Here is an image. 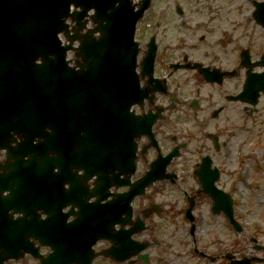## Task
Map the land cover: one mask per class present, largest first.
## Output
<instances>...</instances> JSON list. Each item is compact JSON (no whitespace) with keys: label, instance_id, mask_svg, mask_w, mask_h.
Instances as JSON below:
<instances>
[{"label":"water","instance_id":"water-1","mask_svg":"<svg viewBox=\"0 0 264 264\" xmlns=\"http://www.w3.org/2000/svg\"><path fill=\"white\" fill-rule=\"evenodd\" d=\"M148 1L144 0V5ZM130 4L131 0H0V148L7 151V162L1 166L7 177L0 179V192L9 190L6 196L0 195V264L17 256L21 249L36 254L37 247L28 242L29 236L54 248L44 264H89L90 247L100 237L116 243L110 254L118 260L131 252H124L130 244L123 241L119 230L112 231L113 224L122 223L121 213H128L125 206L128 208L133 196L143 192L155 172L130 184L129 176L135 168L131 157L114 156L122 151L126 155L125 139L113 136L108 129L111 126L107 125V115L114 112L117 119L125 100L128 97L131 101L134 93L135 50L120 46L127 42V32L120 23L124 32L120 31V44L116 19L121 7ZM71 6H81L83 11H70ZM91 6L102 10L108 24L104 39L98 44L101 50L95 49V43L88 44L91 61L87 75L81 78L87 86L84 80L79 86L75 68L68 66L65 59L71 46H61L57 35L63 32L72 42L76 38L75 28L70 34L65 20L79 18ZM134 22L135 19H129L130 46L134 45ZM97 56L102 62L113 63V69L96 65ZM38 58L40 63L35 62ZM258 64L264 66V59ZM245 84L246 90L253 89L255 102L258 90L264 91V71H248ZM127 85L129 89L125 91ZM78 93L86 101L81 108L77 105ZM77 118L98 119L100 129L86 126L87 136L81 140L84 153L92 154V161H84L76 153L74 144L78 139L72 126ZM46 127L50 133H46ZM35 138L39 140L34 142ZM73 166H82L85 172L78 175L71 171ZM116 168L121 170L116 173ZM93 175L95 186L88 192L85 181ZM207 177L204 169L200 178L205 181ZM66 182L68 188L63 186ZM126 184H130L128 192L113 194L112 201L100 203L112 194L108 191L110 186ZM93 195L96 200L87 204L85 200ZM67 204L79 209L69 223L64 219L67 214L60 213ZM40 208L48 213L45 219L36 213ZM11 209L23 212V216L13 219ZM70 213H74L73 208Z\"/></svg>","mask_w":264,"mask_h":264},{"label":"flooded vegetation","instance_id":"flooded-vegetation-1","mask_svg":"<svg viewBox=\"0 0 264 264\" xmlns=\"http://www.w3.org/2000/svg\"><path fill=\"white\" fill-rule=\"evenodd\" d=\"M244 1L227 0L199 8L181 5L179 0H153L138 19L135 70L140 88H146L148 96L133 105V112L135 116H157L152 131L159 144V148L154 146L147 136L137 140L139 168L149 166L160 152L166 154L180 139H191V132L178 127L183 123L196 126L202 136L210 139L214 152L224 149L226 138L233 135L229 126L241 122L243 108L253 110L237 96L245 75V55L253 62L264 54L254 58L252 49L257 39L255 32H264V0ZM241 21L248 33H241ZM151 38L156 46L150 61ZM261 39L264 41V37ZM77 61L80 65L81 57ZM175 168L174 158L167 171ZM205 196L195 197L193 213ZM200 251L209 255L203 249ZM197 254L205 260L210 258ZM228 256L226 249L217 248L211 264H226Z\"/></svg>","mask_w":264,"mask_h":264},{"label":"rangeland","instance_id":"rangeland-1","mask_svg":"<svg viewBox=\"0 0 264 264\" xmlns=\"http://www.w3.org/2000/svg\"><path fill=\"white\" fill-rule=\"evenodd\" d=\"M226 1L179 0L181 5L199 8H203L207 4H223ZM243 2L245 1L243 0ZM196 15L201 16V14ZM245 26L244 21H241L242 34L249 32ZM263 34V31L260 34L255 32L257 39L254 40L252 48L254 58H257L260 53H264V41L261 39L264 37ZM229 47L226 46V49ZM249 112L251 111L241 110V124L233 126L235 129H230V134L233 136L227 137V147L219 148L217 152L213 151L211 140H207L196 131L188 141V147L185 151L182 149L180 156L175 160L179 169L177 186L159 181L148 187L144 195L135 200V216L141 215L142 209L151 203H156L162 208L160 213L153 211L145 220V229L134 236L140 241H146V251L149 253L148 264L209 263L208 260L202 261L192 256L191 247L193 244L189 234L190 224L184 216L187 206L184 192L191 193L199 187L196 178L191 174V169L198 163L199 156L205 152H212L214 162L218 167H227L219 185L224 188L233 187L236 189L234 194L235 214L243 226V231L236 233L227 224L223 214L213 215L209 210V199L205 196V202L198 201L193 214L195 216V222H193L196 224V245L211 254L217 248H224L235 256L264 257V166L258 168L259 162L264 163V96L260 98L256 110H253L251 115L248 114ZM190 130L193 131V127ZM208 130L210 131V128ZM239 144L240 150L238 149ZM249 150H252L255 155L251 161L248 158ZM237 164L239 165L237 171L230 169V167H236ZM143 169L144 167H141L135 176H138ZM242 169L244 170L242 171ZM251 236L257 238L258 244L262 245L263 249L254 248V243L250 241ZM106 245H108L107 242H99L97 249ZM7 264H36V261L25 255L17 261H8ZM93 264L144 263L136 257L131 262L119 263L104 257H97ZM259 264H264V262Z\"/></svg>","mask_w":264,"mask_h":264}]
</instances>
